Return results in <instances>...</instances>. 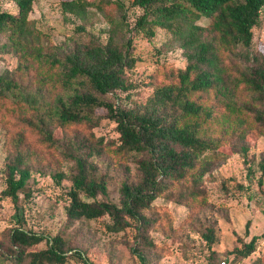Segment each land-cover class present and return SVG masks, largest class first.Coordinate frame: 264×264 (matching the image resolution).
Segmentation results:
<instances>
[{"label":"trees","instance_id":"obj_1","mask_svg":"<svg viewBox=\"0 0 264 264\" xmlns=\"http://www.w3.org/2000/svg\"><path fill=\"white\" fill-rule=\"evenodd\" d=\"M11 1L14 9L0 7V36L18 65L0 73V100L33 102L28 126L70 164L68 174L56 169L50 177L57 187L65 178L71 184L57 196L66 203V220L54 236L10 229V263L67 264L76 258L94 264L85 250L72 251L65 237L80 220L100 224L103 234L123 232L144 262L142 253L157 246L151 235L156 199L204 202L203 180L225 160L221 148L228 144L232 152L246 154L247 136H264V53L252 50L264 0H60L62 16L79 19L76 29L84 34L64 51L46 49L29 18L34 0ZM133 8L140 13L131 20ZM99 16L105 26L88 29ZM159 29L180 50L184 66L169 68L162 81L153 73L135 76L145 60L136 51V40L150 41ZM34 62L46 63L54 72L56 92L50 99L30 89ZM147 88L145 99L137 101L134 96ZM97 109L105 114H96ZM103 120L114 124L115 137L93 132ZM78 127L88 132L80 134ZM22 140L17 135L4 159L0 197L14 204L20 193L32 194L36 157L31 148L20 147ZM258 166L257 184L264 191V158ZM110 169L122 173L116 202L108 197ZM226 182L220 185L228 191ZM232 188L239 191L243 185L234 182ZM200 236L210 247L218 231L208 223ZM256 240L235 249L236 261L255 250Z\"/></svg>","mask_w":264,"mask_h":264},{"label":"rangeland","instance_id":"obj_2","mask_svg":"<svg viewBox=\"0 0 264 264\" xmlns=\"http://www.w3.org/2000/svg\"><path fill=\"white\" fill-rule=\"evenodd\" d=\"M60 0H34L29 18L34 21L41 36L46 41L47 50H67L78 36L76 26L79 19H66L60 13ZM3 9H14L11 0H0ZM140 13L133 8L128 14L131 20ZM105 26L102 17H95L87 28L98 31ZM4 36H0V73L13 70L18 65V57L4 46ZM136 51L145 56V60L136 68V74L153 73L156 81L164 80L169 68L184 66L185 59L164 30H157L150 41L138 38ZM264 53V10L259 23L253 29L252 50ZM157 60V62H156ZM157 63H163L157 65ZM30 77L31 90L43 93L44 99H50L56 92L54 72L46 63L34 62ZM150 88L135 95L137 101H143ZM38 99L41 95L35 94ZM32 101L15 102L12 98L0 100V191L4 183V159L12 150L17 135H22L20 147H29L36 160L33 161V175L30 181L31 196L19 195L18 203L0 197V264H11L9 252V231L20 227L24 230L52 237L58 233L66 220L65 202L58 200L62 190L71 182L63 179L62 187L54 185L50 173L56 169L69 173L70 164L62 161L58 148L48 147L39 140L38 130L31 128L27 120L34 114ZM96 114L103 115L105 110L97 109ZM80 134L87 128L78 127ZM97 136L115 137L114 124L103 120L101 125L92 129ZM249 150L232 152L227 145L221 148L225 160L211 170L203 180L202 189L206 199L177 203L167 198H157L158 211L156 223L151 235L157 242L153 250H145L143 260L133 250L134 242L123 232L103 234L100 224L89 220L76 221L65 232L72 251H84L86 258L94 264H208L211 260L225 261L226 264H264V191L257 179L260 175L258 162L264 158V136H247ZM108 182L109 199L118 201L121 171L110 169ZM222 180H227L231 189L221 188ZM234 182L243 185L242 190L232 188ZM264 190V179H263ZM25 196V197H24ZM98 196L97 199H101ZM213 223L218 231V240L207 246L200 236L204 226ZM256 237V248L246 257L235 258V249ZM235 260V261H233ZM218 261V262H219ZM67 264H81L76 258Z\"/></svg>","mask_w":264,"mask_h":264},{"label":"built area","instance_id":"obj_3","mask_svg":"<svg viewBox=\"0 0 264 264\" xmlns=\"http://www.w3.org/2000/svg\"><path fill=\"white\" fill-rule=\"evenodd\" d=\"M213 264H225V261H219V262H216V263H213Z\"/></svg>","mask_w":264,"mask_h":264}]
</instances>
